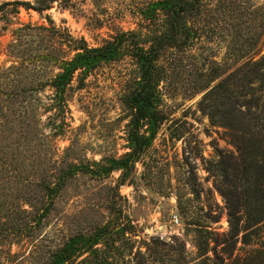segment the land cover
I'll use <instances>...</instances> for the list:
<instances>
[{
    "label": "rangeland",
    "instance_id": "rangeland-1",
    "mask_svg": "<svg viewBox=\"0 0 264 264\" xmlns=\"http://www.w3.org/2000/svg\"><path fill=\"white\" fill-rule=\"evenodd\" d=\"M155 1L0 0V264H49L71 238L104 227L126 233L112 246L101 240L94 264H264L263 224L256 229L240 213L243 232L237 243L231 238L219 178L208 167L238 152L206 95L264 56V0H202L189 20L193 44L163 51V121L125 184L117 170L80 172L53 199L46 195L72 166L95 168L130 152L128 98L140 72L130 54L102 63L83 86L75 78L62 111L48 83L83 42L95 48L121 32L146 34L141 11ZM256 96L261 111L264 92ZM200 231L210 233L207 258Z\"/></svg>",
    "mask_w": 264,
    "mask_h": 264
},
{
    "label": "trees",
    "instance_id": "trees-1",
    "mask_svg": "<svg viewBox=\"0 0 264 264\" xmlns=\"http://www.w3.org/2000/svg\"><path fill=\"white\" fill-rule=\"evenodd\" d=\"M202 4V0L151 2L141 11L140 27L148 29L146 34L142 33V29L121 32L95 48L83 42L72 58L61 61L60 72L48 83L54 92V105L61 111L66 106V96L75 78L78 77L79 87L83 86L86 77L102 63L118 61L125 54H130L139 66L140 76L128 98L131 110L128 124L130 152L120 159H111L107 165L95 163V168L89 165L72 166L63 171L57 185L45 187L49 199L59 194L68 178L80 172L101 177L117 170L122 172L120 185L128 181L135 163L151 147L157 128L163 121L156 104L162 79L158 64L160 56L165 50H180L193 44L198 33L189 20L200 13ZM253 84L258 86L255 88ZM259 92H264V56L247 62L206 94L213 104L212 117L226 118L224 126L231 130L238 152L237 156L221 155L208 167L219 178V190L228 206L230 233L235 243L243 232L240 213L246 215L253 226L263 224L264 227V109L259 111L262 99L256 96ZM248 95L251 96L249 100L246 99ZM125 233V228L106 232L104 227L90 237L81 235L71 238L53 253L49 264H75L74 260L82 255L86 257L80 264H94L92 260L96 261L98 256L99 242L104 239L108 246H112ZM209 236L207 231L199 232L201 257L207 258L211 253ZM243 237L244 243L251 242L250 234ZM208 259L205 264H208ZM221 264L234 263L224 261Z\"/></svg>",
    "mask_w": 264,
    "mask_h": 264
},
{
    "label": "built area",
    "instance_id": "built-area-1",
    "mask_svg": "<svg viewBox=\"0 0 264 264\" xmlns=\"http://www.w3.org/2000/svg\"><path fill=\"white\" fill-rule=\"evenodd\" d=\"M174 222H176V223H177V222H178V219H176V218H175V219H174Z\"/></svg>",
    "mask_w": 264,
    "mask_h": 264
}]
</instances>
